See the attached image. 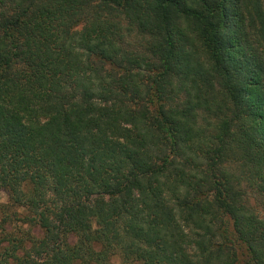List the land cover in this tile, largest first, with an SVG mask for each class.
<instances>
[{"label":"trees","instance_id":"16d2710c","mask_svg":"<svg viewBox=\"0 0 264 264\" xmlns=\"http://www.w3.org/2000/svg\"><path fill=\"white\" fill-rule=\"evenodd\" d=\"M0 189V264H264V0H0Z\"/></svg>","mask_w":264,"mask_h":264},{"label":"rangeland","instance_id":"374dc122","mask_svg":"<svg viewBox=\"0 0 264 264\" xmlns=\"http://www.w3.org/2000/svg\"><path fill=\"white\" fill-rule=\"evenodd\" d=\"M78 28H76V30ZM249 202L253 206L254 210H256L258 215L264 219V210L260 206L258 202V197L255 193L250 195ZM0 205V208H3V210L0 209V236L3 235L4 232H10L9 235H12V237L14 238L24 239L23 233H26L28 229L31 230V233H33L34 235L39 234L38 229H32L31 227L27 226L25 223L22 222V219L19 218V215L23 214L24 210L22 208L9 204L7 201V194L2 189H0ZM15 214H17L18 216H16ZM237 255L238 264H249L247 261L246 253L242 248H237ZM113 260L116 261L117 259Z\"/></svg>","mask_w":264,"mask_h":264}]
</instances>
